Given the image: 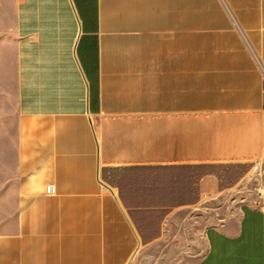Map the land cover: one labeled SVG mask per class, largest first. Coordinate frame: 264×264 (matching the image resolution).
Returning <instances> with one entry per match:
<instances>
[{
	"label": "crops",
	"instance_id": "obj_1",
	"mask_svg": "<svg viewBox=\"0 0 264 264\" xmlns=\"http://www.w3.org/2000/svg\"><path fill=\"white\" fill-rule=\"evenodd\" d=\"M0 264H264V0H0Z\"/></svg>",
	"mask_w": 264,
	"mask_h": 264
},
{
	"label": "rangeland",
	"instance_id": "obj_2",
	"mask_svg": "<svg viewBox=\"0 0 264 264\" xmlns=\"http://www.w3.org/2000/svg\"><path fill=\"white\" fill-rule=\"evenodd\" d=\"M256 186H257V184H256V182H255V180H250L249 182H248V187L251 189V195L253 196V197H255V196H257L255 193H256V191H255V188H256Z\"/></svg>",
	"mask_w": 264,
	"mask_h": 264
},
{
	"label": "built area",
	"instance_id": "obj_3",
	"mask_svg": "<svg viewBox=\"0 0 264 264\" xmlns=\"http://www.w3.org/2000/svg\"><path fill=\"white\" fill-rule=\"evenodd\" d=\"M48 191L51 192V187H48Z\"/></svg>",
	"mask_w": 264,
	"mask_h": 264
}]
</instances>
